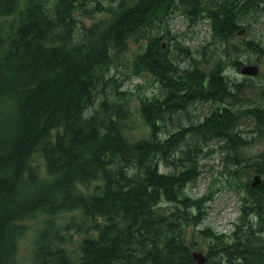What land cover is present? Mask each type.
<instances>
[{
    "label": "trees",
    "instance_id": "trees-1",
    "mask_svg": "<svg viewBox=\"0 0 264 264\" xmlns=\"http://www.w3.org/2000/svg\"><path fill=\"white\" fill-rule=\"evenodd\" d=\"M19 4L0 0V264L12 263L15 242L8 236L15 223L34 212L75 209L77 217L71 220L85 229L84 237L73 248L59 247L56 230L45 225L35 244L34 264H195L191 252L197 246L187 238L190 228L192 236L201 235L212 246L205 264H264V151L251 160L240 157L264 134V71L257 76L260 83L237 84L233 91L229 85L236 81L227 75L249 54L255 63L264 55V38L249 37L253 24H264V0ZM172 10L181 11L191 24L208 25L212 36L207 49L223 48L211 70L189 61L178 73L176 60L168 51L162 53L163 36L177 41L166 30ZM75 13L85 14L91 25L78 23ZM7 16L13 19L4 21ZM163 24V34L155 31ZM242 28L245 34L234 44ZM131 42L141 50L127 78L145 73L159 85V95L137 101L146 128L140 140L127 135L124 118L132 109L131 94L121 90L125 78L112 74L108 56L109 46L121 52ZM211 95L218 108L204 115L198 127L160 138L157 126H163L166 115L186 106L188 97L204 104ZM243 96L249 102L240 108L227 103L233 99L236 104ZM240 117L252 118L260 132L242 131ZM184 132L227 141L218 145L225 152L220 175L233 181L225 188L238 193L241 218L225 233L194 230L221 188H209L199 199L188 196L187 190L197 186L199 158L209 145L192 150L182 139L176 141ZM177 149L188 152L180 157L184 159ZM161 165L172 171H160ZM240 169L244 176H259L260 184L239 185Z\"/></svg>",
    "mask_w": 264,
    "mask_h": 264
},
{
    "label": "rangeland",
    "instance_id": "rangeland-1",
    "mask_svg": "<svg viewBox=\"0 0 264 264\" xmlns=\"http://www.w3.org/2000/svg\"><path fill=\"white\" fill-rule=\"evenodd\" d=\"M22 2L23 0H19V6H23ZM170 15L172 18L170 19L166 30L169 32V35L175 36L177 41L175 43H170V40L163 36L160 39V42H162L163 45L165 44L164 48L166 52L168 51L167 54L176 60V66L178 69L177 72L181 73L188 66L189 61L192 64L196 62L199 67H204V69L207 71L211 70L215 62H217L218 56L222 54L223 48L220 47L219 44L216 46V53L218 56H216L215 53H210L209 48L207 49V42L210 41L212 36L210 30H208V25L202 21H197V23L191 24L189 18L184 17L181 14V11L172 10ZM97 17L100 19V16L97 15ZM74 18L78 23L86 27L91 25V20L83 13H75ZM2 19L7 22L11 21L13 18L11 16H7L2 17ZM246 22L252 23L253 21L252 19L247 18ZM164 28L165 26L163 24L156 27L155 31L163 34ZM250 29L252 35L249 37L254 36L261 38L264 35V24H253ZM232 40L234 44L239 43L237 36ZM177 46L182 48H178ZM140 50L141 47L138 44L132 42L121 52H116V48L112 46L108 47V56H111V61L114 63L112 74L116 77H124L126 79V82H124L122 85L121 90L129 91L131 94V104H133L132 109H130V115L125 117L124 121L126 122L128 128L127 135L134 140H140L146 135V128L144 127L142 119L137 112V106H139L137 103L138 99L141 96L152 97L153 95H159V85L149 75L142 73L140 76H131L130 78H127V75L131 71L133 57L138 54ZM242 62L258 66L259 73L264 71V55L258 56V63L254 62L253 54H249L248 57L242 58ZM227 75L230 76L231 81H236V84L233 83L232 85H229L232 87V91L233 86L236 87L237 84H240L241 88H247L251 82H261L259 79H257V76L253 78H246L245 76L239 74L237 70H230ZM236 100V104L235 100L233 99H227V103L231 104L232 106L237 105L240 108L242 103L249 102L246 100L245 96ZM183 108L184 111H182ZM211 108L212 106L210 102L204 104L201 102H193L192 104L188 103L181 109H177L172 114L169 113L162 121L163 126H157L159 129L161 128L159 131V133H161L160 138L166 139L168 136L171 138L178 130H180L181 133L188 127H198L202 122L203 116H208L209 113L211 114L214 111V109ZM217 108L218 103L215 101V110ZM186 109L187 111L185 112ZM239 122L241 123L240 129L245 133H249V135L260 132V128L255 125L252 118L240 117ZM191 134L187 135L186 132L179 134V136L176 138V141L177 139H182V142L185 144H190V148L192 149L193 147L192 150L196 151L200 150V148H202V146L205 144H208L209 146H207L208 149L206 150L205 154L199 158L198 165L200 175L197 181V186L187 190L188 196L193 199H199L207 193L209 188H212L213 190H218L221 188V190L216 191L212 200L209 201L205 206L207 216L203 219L200 226L196 227L194 230L208 227L218 233H225L230 229V224L236 217V209L239 205L238 193L225 188V186L228 184H232L233 181L230 180L225 182V180L228 179V176L220 175V171L223 168L221 159L225 152L218 151L219 142L216 139L212 140V138H198L194 136L190 137ZM176 141L174 142V145L176 144ZM263 151L264 134L259 140L253 141L249 146L244 148L240 157L251 160ZM182 156L183 155L178 156V158ZM185 158L189 157L186 156ZM170 160H173V158L170 157ZM160 168L163 171H172L170 170L172 168H165L164 165H161ZM254 176L256 175L253 173L249 176H244L240 169L237 183L243 186L246 182L250 183ZM95 185V182L91 183V187L87 188V191H91L92 187ZM240 195H242L241 192ZM77 213L78 211L76 209L72 211H62L51 214L34 212L31 214V218L15 223L14 227L11 229L12 233L10 232V235L8 236V240L10 242H15V246H9L10 249L12 246L14 249L10 258L12 260L11 264H34L33 254L35 251V244L40 232L47 224L52 225L58 235L57 238L61 239L58 241L59 247L63 245V247L66 248H73L84 237L85 234V229L78 224V220H71ZM192 231L193 229L191 228L188 230L189 234L187 238L194 240V246L200 247L205 252L206 248L203 246H206V240L198 234L192 236ZM4 249L5 246L3 250Z\"/></svg>",
    "mask_w": 264,
    "mask_h": 264
},
{
    "label": "bare ground",
    "instance_id": "bare-ground-1",
    "mask_svg": "<svg viewBox=\"0 0 264 264\" xmlns=\"http://www.w3.org/2000/svg\"><path fill=\"white\" fill-rule=\"evenodd\" d=\"M20 24V23H19ZM159 44H160V47H161V50H162V53H164L163 51H165V44L163 45L162 44V42H159ZM210 53H215V55L216 56H218V54L216 53V48H214V52H212V51H210ZM245 65H251V64H246V63H244V62H241V65L238 67V69H237V72H239V74H241V72H240V69L243 67V66H245ZM242 75V74H241ZM242 76H244V75H242ZM124 82H126V79H124V80H122V84L120 85L121 87H122V85L124 84ZM177 133V132H176ZM175 133V134H176ZM227 141L226 140H221L220 142H219V144H221V146H224V145H226L227 143H226ZM228 142H230L229 140H228ZM181 150H183V149H181ZM181 150L180 149H177V150H175L176 151V153H177V155H184V154H186V153H188L185 149L183 150V152H181ZM159 169H160V171H163L160 167H159ZM252 181V180H251ZM251 181H250V183H249V186L251 187ZM197 185V184H196ZM195 185V186H196ZM258 186V185H257ZM256 186V187H257ZM251 188H255V187H251ZM214 195V194H213ZM213 198V197H212ZM212 198H211V200H212ZM211 200H208V201H211ZM236 217L234 218V220L233 221H235V220H237V218H241V210H240V208L239 207H237V209H236ZM232 221V222H233ZM203 247H205L206 248V251L204 252V250L203 249H201V248H199V247H196V248H194L193 249V251L191 252V259L194 261V263L195 264H205V263H207L209 260H208V250L207 249H211L212 248V246H203ZM193 253H196V254H200L203 258H204V262H198L197 261V259H195L194 257H193ZM229 259V258H228ZM229 260H231V261H235L234 259H229Z\"/></svg>",
    "mask_w": 264,
    "mask_h": 264
},
{
    "label": "water",
    "instance_id": "water-1",
    "mask_svg": "<svg viewBox=\"0 0 264 264\" xmlns=\"http://www.w3.org/2000/svg\"><path fill=\"white\" fill-rule=\"evenodd\" d=\"M243 33H244V30L241 29L240 31H238L236 33V35L237 36H242ZM240 72H241L242 75L255 77L259 73V68L256 65H245V66H243L240 69ZM260 182H261L260 177L256 175V176H254L252 178V181H251V184L250 185H251V187H256L257 185L260 184ZM193 257L195 259H197V261L199 263L200 262H204V258L200 254L193 253Z\"/></svg>",
    "mask_w": 264,
    "mask_h": 264
},
{
    "label": "flooded vegetation",
    "instance_id": "flooded-vegetation-1",
    "mask_svg": "<svg viewBox=\"0 0 264 264\" xmlns=\"http://www.w3.org/2000/svg\"><path fill=\"white\" fill-rule=\"evenodd\" d=\"M262 37L264 38V35ZM188 98L190 99V100H188L189 103H191V104L193 102L197 103L193 98H191V97H188ZM192 100H194V101H192ZM207 102H210L211 103V106H212L211 109H214L215 110V97H214V95H211V98L209 100H207L205 103H207Z\"/></svg>",
    "mask_w": 264,
    "mask_h": 264
}]
</instances>
